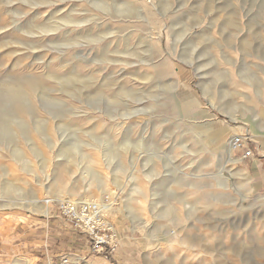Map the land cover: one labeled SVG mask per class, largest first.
<instances>
[{
  "label": "rangeland",
  "instance_id": "1",
  "mask_svg": "<svg viewBox=\"0 0 264 264\" xmlns=\"http://www.w3.org/2000/svg\"><path fill=\"white\" fill-rule=\"evenodd\" d=\"M64 257L264 264V0H0V264Z\"/></svg>",
  "mask_w": 264,
  "mask_h": 264
},
{
  "label": "built area",
  "instance_id": "2",
  "mask_svg": "<svg viewBox=\"0 0 264 264\" xmlns=\"http://www.w3.org/2000/svg\"><path fill=\"white\" fill-rule=\"evenodd\" d=\"M244 140L239 136L232 137L230 147L237 150L244 147ZM251 156V151H246ZM111 205L108 198L103 201L70 200L58 202V215L65 220L72 231L84 235L88 242V252L91 254L110 255L118 246V238L113 226L106 222L103 213ZM60 264H85L84 259L76 263L67 257Z\"/></svg>",
  "mask_w": 264,
  "mask_h": 264
},
{
  "label": "bare ground",
  "instance_id": "3",
  "mask_svg": "<svg viewBox=\"0 0 264 264\" xmlns=\"http://www.w3.org/2000/svg\"><path fill=\"white\" fill-rule=\"evenodd\" d=\"M235 136H239V137H241L242 139H244V135H241V133H239V135L237 134V135H235ZM229 148H230V146H229ZM108 209H109V208H107V211L110 212L111 209H109V210H108Z\"/></svg>",
  "mask_w": 264,
  "mask_h": 264
},
{
  "label": "crops",
  "instance_id": "4",
  "mask_svg": "<svg viewBox=\"0 0 264 264\" xmlns=\"http://www.w3.org/2000/svg\"><path fill=\"white\" fill-rule=\"evenodd\" d=\"M91 261L93 262V261H94V259H91ZM92 262H90V264H92Z\"/></svg>",
  "mask_w": 264,
  "mask_h": 264
}]
</instances>
